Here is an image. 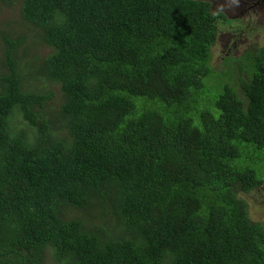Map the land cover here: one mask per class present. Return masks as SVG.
I'll return each instance as SVG.
<instances>
[{"label": "trees", "instance_id": "trees-1", "mask_svg": "<svg viewBox=\"0 0 264 264\" xmlns=\"http://www.w3.org/2000/svg\"><path fill=\"white\" fill-rule=\"evenodd\" d=\"M190 1L198 27L179 34L149 0H18L62 99L50 111L52 94L25 87L3 36L0 264H264L246 199L264 188L248 164L264 150V42L235 59L251 70L240 92L222 84L212 108L183 114L230 34L209 24L223 12ZM18 115L32 133L13 129Z\"/></svg>", "mask_w": 264, "mask_h": 264}, {"label": "rangeland", "instance_id": "rangeland-1", "mask_svg": "<svg viewBox=\"0 0 264 264\" xmlns=\"http://www.w3.org/2000/svg\"><path fill=\"white\" fill-rule=\"evenodd\" d=\"M193 1H209L212 9L223 12L228 23H221L219 18H213L209 23L213 26L218 23L220 31L226 37H220L218 43L212 47V69L214 75L206 79V85L200 92V99L197 103L192 102L181 107V111L186 115H196L197 110L202 108H212L214 96L218 94L219 87L222 84H230L238 92H240L241 81L250 80L251 70L249 68H238L237 61L242 57L249 48L256 47L264 42V5L256 6L254 10H248L247 7L233 9L229 8L231 0H193ZM153 11H168L174 15V24L169 26L176 33H189L198 27V19L193 11L190 0H149ZM247 11V12H246ZM150 18V17H148ZM21 22V24H20ZM3 36H8L10 40L16 42L15 52H17L19 67L23 75V82L27 89L53 95L47 103V109L55 111L56 106L61 101V91L59 86L47 80L39 69L43 65V61L51 52V48L47 46L40 38L38 30L25 24L19 16L18 0H0V74L7 72L5 66L6 45ZM214 50V51H212ZM224 57L229 58L230 64ZM214 58V59H213ZM219 91V92H218ZM214 94L208 96L207 94ZM240 103L238 108L247 107V101L240 95L238 97ZM60 105V104H59ZM189 111V112H188ZM12 123L14 130L20 131L24 128L28 133H32L33 129L29 127L20 115L16 116ZM23 126V127H22ZM248 160L249 166L255 168L258 175L264 180V150L252 153ZM249 156V155H247ZM264 194V188L262 189ZM250 217L254 221L261 222L264 226V198L261 195H248ZM97 210L93 208L87 211H73V214L79 216H87L94 218ZM46 264H61L56 261L51 252H48Z\"/></svg>", "mask_w": 264, "mask_h": 264}, {"label": "flooded vegetation", "instance_id": "flooded-vegetation-1", "mask_svg": "<svg viewBox=\"0 0 264 264\" xmlns=\"http://www.w3.org/2000/svg\"><path fill=\"white\" fill-rule=\"evenodd\" d=\"M233 1H236V4H234V6H231L229 1L228 7L233 8L234 10L238 8L241 9L243 7H247V11H248V10L256 9L255 7L258 5L260 6V8H262L261 5H264V0H233Z\"/></svg>", "mask_w": 264, "mask_h": 264}, {"label": "bare ground", "instance_id": "bare-ground-1", "mask_svg": "<svg viewBox=\"0 0 264 264\" xmlns=\"http://www.w3.org/2000/svg\"><path fill=\"white\" fill-rule=\"evenodd\" d=\"M234 4H236V1L231 0V1H230V5H231V6H234ZM251 194H254V193H251ZM251 194H249V195H251ZM255 195H261V196H263V198H264V194H263V192H261L260 194H255ZM246 199H247V198H246Z\"/></svg>", "mask_w": 264, "mask_h": 264}]
</instances>
